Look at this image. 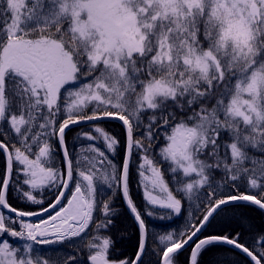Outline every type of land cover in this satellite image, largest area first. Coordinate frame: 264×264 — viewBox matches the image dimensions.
Here are the masks:
<instances>
[{
  "label": "snow or ice",
  "instance_id": "6c2138e0",
  "mask_svg": "<svg viewBox=\"0 0 264 264\" xmlns=\"http://www.w3.org/2000/svg\"><path fill=\"white\" fill-rule=\"evenodd\" d=\"M253 206L264 0H0V264H264Z\"/></svg>",
  "mask_w": 264,
  "mask_h": 264
},
{
  "label": "trees",
  "instance_id": "16d2710c",
  "mask_svg": "<svg viewBox=\"0 0 264 264\" xmlns=\"http://www.w3.org/2000/svg\"><path fill=\"white\" fill-rule=\"evenodd\" d=\"M109 128L116 132L117 134L120 133V128L116 125V122H111L109 124ZM136 177L135 173L133 172V177H132V185H131V191L132 195L134 196L136 202L142 203V194L140 190L137 188L136 183H135ZM116 204L118 206H121V201L119 198L116 200ZM245 215L249 217V223L252 225V228L254 231H260L264 230V213H262L259 209H256L254 206L247 209L245 211ZM126 223L129 227L130 233H131V243L125 245V250L128 252H131L132 250V244L135 243V232L133 230L132 222L130 217L126 219ZM147 223L149 225V230L152 232H158V233H163L167 230H173V229H179L183 227V221L180 220L179 218H176L173 221H161L159 219L155 218H149L147 220ZM220 228L216 227L212 229V231H219ZM245 240H249V235L247 232V227L245 228ZM228 246H219L220 249H226ZM188 254L185 253V257ZM237 260L240 261V264H247L248 258L245 257L243 254L237 253L236 250H232L231 252L228 251H223V250H213L209 252L207 255L204 256L203 258V264H215V261L217 260Z\"/></svg>",
  "mask_w": 264,
  "mask_h": 264
}]
</instances>
